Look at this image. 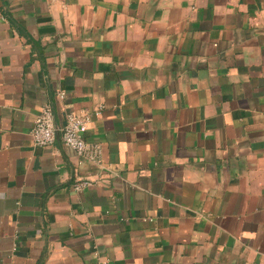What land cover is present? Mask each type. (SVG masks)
<instances>
[{"label": "crops", "instance_id": "1", "mask_svg": "<svg viewBox=\"0 0 264 264\" xmlns=\"http://www.w3.org/2000/svg\"><path fill=\"white\" fill-rule=\"evenodd\" d=\"M0 264H264V0H0Z\"/></svg>", "mask_w": 264, "mask_h": 264}, {"label": "built area", "instance_id": "2", "mask_svg": "<svg viewBox=\"0 0 264 264\" xmlns=\"http://www.w3.org/2000/svg\"><path fill=\"white\" fill-rule=\"evenodd\" d=\"M59 96L63 92H58ZM100 114V109L89 112L67 111L63 122L58 126L50 105L44 104L33 119L30 135L35 145L44 146L59 138L62 145L71 148L80 157L93 163H100L102 148L98 142H89L84 133L91 115ZM91 184L89 178L77 177L72 187L80 190Z\"/></svg>", "mask_w": 264, "mask_h": 264}]
</instances>
